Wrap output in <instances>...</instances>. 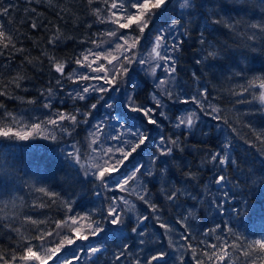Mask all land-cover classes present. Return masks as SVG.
Here are the masks:
<instances>
[{
  "label": "trees",
  "instance_id": "1",
  "mask_svg": "<svg viewBox=\"0 0 264 264\" xmlns=\"http://www.w3.org/2000/svg\"><path fill=\"white\" fill-rule=\"evenodd\" d=\"M207 2L211 5H222V15L227 13L223 15L225 20L230 15L232 23L240 21L238 32L220 28L215 34V39L213 37L209 39L218 48L226 45L227 55L222 54L216 61H212L216 64L214 68H208L206 66L208 62L197 65L196 60L201 59L204 53L200 51L201 46L197 42L200 30L198 25L202 23V20L194 15L193 23L189 25L190 35L175 34L176 39L184 40L185 43L181 51L175 53L178 63L174 91L182 96H191L198 94L200 89L207 88V100L201 98L206 110L211 111V106L219 108L220 115L227 119L236 131L233 132L223 120L217 122L211 116L198 113L202 119L199 120L197 128L192 134L181 135L184 130L174 127L175 117L185 110L195 109L196 106L191 103L182 105L165 99V108L161 110L167 113L168 119L160 117V110H157L156 118L161 121L160 127L156 128L146 123L142 125L154 138V144L149 148L155 150V143L159 141L161 135L165 137L180 135L184 151L182 153L177 151L175 160L170 161L168 184L157 180L154 184L147 185L152 193L149 199L159 206L157 213H152L147 205L139 201L135 195L108 191L96 185L93 177L85 178L78 174V168L73 166L66 154L73 150V144L81 147L82 151L85 150L88 131L100 112L113 111V114H118L120 102L130 93H134L138 102L145 107L154 106L151 99L154 91L153 78L146 74L144 70L146 66L138 63L130 69L126 82L119 85V92L110 91L105 95V100L114 103L115 109L108 110L99 107L98 111H94L93 116L89 118V123H81L71 136L57 130L55 141L40 136L28 141L0 138V209H2L0 211V253L10 257V250L16 247L14 241L17 239V234L10 232L4 225L14 222V226L21 227L24 235H34L33 226L27 224L22 226L23 217L29 215L34 219L45 221L39 227L50 231L55 229L54 221L56 220H63L77 214L83 216L85 213H92L93 209L107 207L113 195H124L135 206L133 210L128 211L127 205H121L125 210V226L114 228L104 222L105 232L103 234L97 238H90L89 241L77 239L75 244L67 245L58 254L59 259L55 261V264H62L65 259L71 260L72 264H132L137 255L141 257L148 255V248L166 251L168 253L167 264H181L179 259L181 255H183L182 264H196L190 250L179 249V245L184 243L179 237L189 233L191 234L190 242L196 247L197 257L208 264L207 258L202 253L212 251L208 248L209 244H219L223 240L232 243L235 238L225 230V224L231 227L237 236H242L249 242L264 238V144H261L254 135V131L264 132V105L254 98L259 94L258 87L249 88L243 95L237 94L241 92V86H247L249 81L256 77L264 78V38L258 34L255 41H248L247 35L253 30L246 27L247 22L260 20L264 16V8L261 7V0H207ZM0 4L4 7L10 4L15 5L10 9L9 15L0 17V24H3L5 30L11 32L14 37H18L17 47L25 49L22 53H15L12 60L0 56V65H8L6 68L0 67L2 79L6 82L17 72L26 76L21 88L12 85L9 88V96H0V104L4 105L0 108V119H4L5 112H10L29 124L50 117L46 113L49 109L43 108V104L48 102L46 95H41V92L48 87L54 90L51 97L52 108L62 109V111L79 108L85 111L87 105L95 102L94 97L97 94L93 93L92 97L85 101H73L69 98L67 93L78 89V86L64 80L61 91L60 87L55 84L59 74L50 70L48 58L43 53L47 52L48 55L68 61L69 58L79 56L85 49L94 48L91 40H107L108 37H100L97 34L105 33L114 26L99 23L96 16L92 14V8L105 9L106 6L98 0L91 6L88 5L87 0H31V2L29 0H0ZM177 4L178 0H172L169 5L167 15L173 19L180 17L178 7H174ZM242 7L246 9L247 14L230 11L233 8ZM32 9L35 11L33 12ZM62 9L68 11H62ZM211 10V8L205 9L209 12ZM33 21L38 25L35 29L31 27ZM185 22L187 23V18ZM160 25L161 21L156 20L155 27L150 31L146 30L137 52L143 54L146 48L150 49L151 40L156 34V28ZM57 29L60 30L61 39L55 46L48 44V39L56 34ZM181 31L178 29L177 33ZM107 45L106 43L100 49L94 48V50L99 51ZM25 57L32 59L33 63H27ZM74 68L77 71L81 69L75 63H67L65 73L71 72ZM193 73H196L199 79H195ZM134 85L135 88H133ZM28 100H35L36 103L29 104ZM103 103L102 101L101 104ZM129 115L135 116L136 114ZM142 120V117H138L128 122L141 124ZM5 122L10 123L8 120ZM48 127L51 130V126ZM225 137L231 141V155L238 160L239 167L229 166L225 169L224 174L227 175L228 180L223 187L217 185L214 193L212 180L215 174H219L220 166L210 162L208 158L211 153L220 150ZM149 158V152L145 150L142 155L136 156L133 163L139 161L149 165ZM131 166V164L128 165L129 168ZM158 167L159 164L154 172L158 171ZM189 169L196 174V180H187L184 176ZM109 184L114 188L111 181ZM38 187H45L58 193L59 198L53 203L48 197L35 191ZM131 187L134 188L136 185L133 184ZM162 187L168 189L179 187L196 196L197 199L180 196L177 201L169 202L164 199L160 191ZM97 192L100 193L99 196L96 195ZM225 192L228 193L227 197L233 198V201H229V205H226L230 213L224 208L221 211L214 204L209 203L213 199L218 203L216 196L224 198L223 193ZM5 202L8 203L7 207H4ZM40 202L48 206L43 208L34 206ZM65 202H71V212L67 211ZM189 209L194 211L191 217H188ZM141 215L149 216V219L141 226L148 233L145 239L149 240L143 252L138 245L140 237L131 232V228L136 226L137 218ZM155 216H159L161 221L168 223L173 229L169 236L175 247L168 246V236H165L163 229L158 227ZM184 217H188L184 220L188 226L187 230L176 222ZM94 219L100 220V214H94ZM82 222L86 225L88 223L83 220ZM217 224L221 225L220 229H217L215 233L204 235ZM65 228L57 230L59 235L54 234L48 237L45 247L53 246L61 236L68 235ZM72 236L75 237V234L72 233ZM217 236L222 239L217 240ZM157 239L160 243H154ZM33 243L39 244L38 241H33ZM124 243L131 246L130 251L125 259L117 262L114 254L121 250ZM93 245L101 246L105 250L91 259L87 257L86 252L78 251L81 248L87 250ZM74 256H80V260H75ZM232 262L242 264V258L233 255ZM49 264L53 262L49 261Z\"/></svg>",
  "mask_w": 264,
  "mask_h": 264
},
{
  "label": "snow or ice",
  "instance_id": "2",
  "mask_svg": "<svg viewBox=\"0 0 264 264\" xmlns=\"http://www.w3.org/2000/svg\"><path fill=\"white\" fill-rule=\"evenodd\" d=\"M96 2L97 0H87L89 6ZM98 2L106 7L105 9H101L100 7L92 8V14L96 16L99 23H108L113 25L114 28L105 33L97 34L100 37L106 36L109 39H93L91 43L95 49H100L106 43L112 45L113 41L118 40L121 42H116L114 46L103 51L87 48L79 56L69 58L68 61L48 55L47 52L43 53L48 58L50 70L59 74V78L55 80V84L60 87L61 91L63 90V81L67 80L71 84L78 86V89H73L67 93L69 98L73 101H85L95 93L97 94L94 97L95 102L87 105L85 111H81L79 108H74L72 111L57 109L53 116L30 124L25 123L10 112H5L3 114L4 119H0V138L28 141L40 136L44 139L55 141L57 140V130L71 136L81 123H89V118L93 116L94 111H98L99 107H104L108 110L115 109V104L105 100V95L110 91H120L119 85L126 82L129 78L130 66L132 64L139 63L142 66H146L144 69L146 74L151 76L154 81V91L151 96L154 106L145 107L138 102L134 93L127 94L125 99L120 102L118 114H113V111H109L102 119L97 120L96 123L91 125L86 137L87 144L85 150L82 151L81 147L73 144V150L66 155L72 161L73 166L78 168V174L83 175L85 178L89 176L93 177L96 185L108 191H119L120 193L135 195L139 201L147 205L152 213H157L159 212V206L149 199L152 193L147 185L150 183L154 184L157 180L163 184L169 183L170 161L175 160L177 151L181 153L184 151V146L180 135L168 137L161 135L159 136V141L155 143V150L153 151L149 146L154 144V138L143 128V123L156 128L160 127L161 121L156 118V112L160 110L159 116L168 119L167 113L161 110L165 108L164 101L167 99L182 105L191 103L196 106L195 109L186 111L175 117L174 127L184 130L181 135L185 133L192 134L193 130L197 128L200 119L198 113L211 116L217 122L223 120L225 124H228L232 128L229 121L220 115L219 108L211 106V111L206 110L201 98L205 101L207 100V88H202L198 94L191 96H182L179 92L174 91L178 63L175 53L180 52L185 43L184 40L176 39L174 34L190 35L191 29L189 25L193 23V16H198L202 20V23L198 25L200 30L197 42L201 46L200 51L204 55L201 59L196 60V64L208 62L206 66L214 68L216 64L212 63V61H216L222 54L227 55V46L223 45L218 48L209 37L215 39V34L220 28H227L230 31L238 32L240 21L232 23L230 15L225 20L223 15H227V13H223L222 15L223 6L211 5L207 0H200V2H197V0H178V4L174 6L178 7L180 11V17L177 19H173L167 15L172 0H98ZM14 7L15 5L11 4L8 7L0 4V17L9 15L10 9ZM261 7L264 8V0H261ZM209 8L212 9L210 12L205 11V9ZM32 11L34 12L35 9H32ZM62 11L68 10L62 9ZM230 11L237 14H247L246 9L243 7L233 8ZM185 18H187V23L185 22ZM156 20H160L161 25L156 28V34L151 40L149 51L144 57L137 56V50L141 45V40L144 39L146 30L150 31L151 28L155 27ZM31 27L35 29L38 25L33 21ZM246 27L253 30L251 34L247 35L248 41H255L258 34L261 38H264V16L260 20L247 22ZM178 29L182 31L176 33ZM121 30L131 31L125 35L121 34ZM238 34L245 35L246 33ZM170 36L174 38L169 40ZM17 39L18 37H14L11 32L5 30L3 24H0V56H5L8 60H12L15 53L24 52L25 49L17 47ZM60 39V30L57 29L56 34L48 39V44L55 46ZM245 46L249 47L250 45ZM25 60L29 64L33 63V60L28 57H25ZM101 61H105L106 63H101ZM70 62L75 63L78 68L86 69V71L78 72L74 68L66 74V64ZM21 63L23 64L24 62L22 61ZM0 67L6 68L8 65L4 64L0 65ZM158 69L163 70V77H157ZM90 73H94L95 75ZM192 75L195 79H199L196 73ZM25 79L26 76L17 72L15 76L4 82L2 73H0V96H9V88L12 85L16 88H21L22 82ZM135 87L134 85L133 88ZM253 87L260 89L258 96L254 98L264 105V78L256 77L252 81H249L247 86H241L242 90L237 94L243 95L244 92ZM53 92L52 87H48L41 92V95H46L48 100V102L43 104V108L51 109L53 107L51 103ZM102 101L104 102L103 104H101ZM27 103L35 104L36 101L28 100ZM3 107L4 105L0 104V108ZM129 114L136 115L130 116ZM138 117L143 118L141 124H130L128 122L130 119ZM5 120L10 121V123H6ZM65 122H67V126H65ZM48 126H51V130H49ZM248 127H251V125H248ZM232 131L235 132L236 129L232 128ZM254 135L261 144H264V132L254 131ZM231 149V141L225 137L220 145V150L211 153L208 158L210 162L220 166L219 174L212 180V183L215 185L223 187L228 180L227 175L224 174L226 168L229 166L239 167L238 160L231 155ZM145 150L149 152V165H145L139 161L133 163L136 156L142 155ZM129 164L132 165L131 168L128 167ZM158 164V171L154 172ZM184 176L187 180H196V174L190 169L184 173ZM109 181L112 182L114 188L110 186ZM133 184L136 187H131ZM35 191L48 197L53 203L59 198L58 193L52 192L45 187H38ZM160 191L164 199L169 202L177 201L180 196H189L193 200L197 199L196 196L179 187L171 189L162 187ZM96 195L99 196L100 193L97 192ZM223 195L227 197L228 193L225 192ZM209 203L214 204L216 208L222 211V204L217 203L215 199ZM121 205H127L128 211L133 210L135 207L124 195H113L109 199L107 207L93 209L92 213H85L83 216L77 214L76 216H68L63 220H56L54 221L55 229L50 231L39 227L45 221L25 215L22 226L23 224L33 226L35 228L34 235L30 234L26 236L21 231V227L14 226V222L8 223L4 226L10 232L17 234V239L14 241L16 247L10 250V257H6L3 253H0V264H49V261L55 264V261L59 259L58 254L67 245L75 244L77 239L89 241L90 238H97L103 234L105 232V228L103 227L104 222H107L114 228L125 226V210ZM7 206L8 203L5 202L4 207ZM34 206L43 208L48 205L40 202L34 204ZM65 207L68 212L72 211L71 202H65ZM96 213L100 214V220L94 219V214ZM193 215V209H189L188 217ZM188 217L176 221L185 230H187L188 226L184 223V220ZM148 219V215L139 216L136 226L131 228V232L140 237L138 245L141 252L145 250L149 243V240L145 239L148 233L145 228L141 227ZM155 219L158 222V227L163 229V234L168 236V246L175 247L173 240L169 236V233L173 231L171 226L161 221L159 216H155ZM82 220L88 222L86 228L81 227L80 221ZM69 222L71 223L69 224ZM65 227H68L75 234V237L63 235L53 246L45 247L48 237L54 234L59 235L57 230L64 229ZM220 227L221 225L217 224L214 228L206 231L204 235L215 233ZM225 230L235 238L232 243L223 240L219 244H209L208 248L212 251H204L202 253L207 258L208 264H233V255H238V257L242 258V264H264V238L249 242L246 238L237 236L227 224H225ZM190 236L191 234L189 233L182 234L179 237L180 240L184 241L183 244L179 245V249L187 248L192 252L196 264H205L203 259L197 257V250L190 242ZM216 239L221 240L222 238L217 236ZM33 241H38L39 244H34ZM154 243H160V241L157 239ZM130 248L129 244L124 243L121 250L117 254H114L115 260L119 262L125 259ZM104 250L105 248L101 246L93 245L87 250L81 248L78 251L81 253L86 252L87 257L91 259L101 254ZM147 250L149 252L148 255L142 257L137 255L132 264H167L166 258L168 253L166 251L162 249L155 250L154 248H148ZM73 258L77 261L80 260V256H74ZM179 259L182 264L183 255ZM62 264H72V261L65 259L62 261Z\"/></svg>",
  "mask_w": 264,
  "mask_h": 264
},
{
  "label": "rangeland",
  "instance_id": "3",
  "mask_svg": "<svg viewBox=\"0 0 264 264\" xmlns=\"http://www.w3.org/2000/svg\"><path fill=\"white\" fill-rule=\"evenodd\" d=\"M129 31L130 30H121V34H125V35H127V34H129ZM176 33H177V30H176ZM174 36H175V34H174ZM174 37H172V36H170L169 37V40L171 39H173ZM109 39V38H108ZM116 42H121V41H113V44L112 45H107L106 47H104V48H102L101 50H99V51H103V50H107V49H109L110 47H112V46H114V43H116ZM149 48V47H148ZM148 48H146V50H145V52L143 53V54H140V52H137V56H140V57H144V56H146V54H147V52L149 51V49ZM101 63H106L105 61H101ZM138 63H134V64H132L131 66H130V69L132 68V67H134V66H136ZM94 67H95V65H94ZM110 67V66H109ZM86 71V69H79V71L78 72H85ZM90 74H92V75H95L94 73H90ZM102 75V74H101ZM163 75H164V73H163V70L162 69H158L157 70V77H163ZM93 83H95V82H93ZM100 83H102V82H100ZM105 87H107L106 85H105ZM122 89V88H121ZM123 90V89H122ZM57 109H55V108H51V109H49V111L48 112H46L47 113V115H49V116H53V114H54V112L56 111ZM61 111H62V109H60ZM186 111H188V110H185L184 112H182V113H185ZM108 112L107 111H102V112H100L99 114H98V117L94 120V122L96 123V121L97 120H100V119H102L106 114H107ZM181 113V114H182ZM180 114V115H181ZM200 119H202V118H200ZM199 119V120H200ZM199 122V121H198ZM215 176H216V174H215ZM216 186L217 185H213V189H212V191L215 193V190H216ZM216 199L218 200V203H221L222 204V208H224V209H226L229 213L231 212L230 211V209L226 206V205H229V201H233V198H230V197H220V196H216ZM71 222H69V224H70ZM80 224H81V227L82 228H86L87 227V225L86 224H84L82 221H80ZM67 231H68V235L69 236H72V232L70 231V229L68 228V227H66L65 228ZM234 264V263H233Z\"/></svg>",
  "mask_w": 264,
  "mask_h": 264
}]
</instances>
